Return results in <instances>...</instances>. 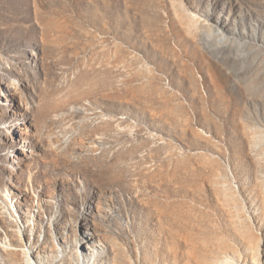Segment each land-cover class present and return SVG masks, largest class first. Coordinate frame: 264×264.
<instances>
[{"label":"rangeland","instance_id":"1","mask_svg":"<svg viewBox=\"0 0 264 264\" xmlns=\"http://www.w3.org/2000/svg\"><path fill=\"white\" fill-rule=\"evenodd\" d=\"M258 244L264 264V0H0V264Z\"/></svg>","mask_w":264,"mask_h":264},{"label":"bare ground","instance_id":"2","mask_svg":"<svg viewBox=\"0 0 264 264\" xmlns=\"http://www.w3.org/2000/svg\"><path fill=\"white\" fill-rule=\"evenodd\" d=\"M195 20H202L201 17H198V15L196 14L195 15ZM205 21V20H204ZM211 36H215L217 38V41L222 44V45H229L230 43L233 44V45H236V46H246L245 43H243L242 41H237L235 39H232L225 31L223 28H212L211 30ZM237 55V53L234 54V56ZM92 249V247L88 246L86 247V249ZM261 255H262V251H261V244H258L256 246V249H255V253H254V259L253 261L251 262V264H263V261L261 259ZM50 257H52L53 259L57 258L58 255L57 253L55 252H52V254H49ZM87 256V255H86ZM88 257V256H87ZM84 256V261H85V258H87ZM89 258V257H88ZM91 260V259H90ZM79 264H81L79 262Z\"/></svg>","mask_w":264,"mask_h":264}]
</instances>
